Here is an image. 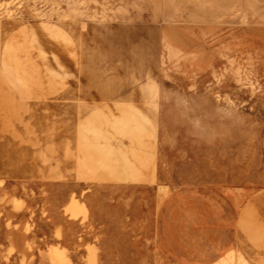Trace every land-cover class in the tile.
<instances>
[{
	"label": "rangeland",
	"instance_id": "1",
	"mask_svg": "<svg viewBox=\"0 0 264 264\" xmlns=\"http://www.w3.org/2000/svg\"><path fill=\"white\" fill-rule=\"evenodd\" d=\"M221 263L264 264V0H0V264Z\"/></svg>",
	"mask_w": 264,
	"mask_h": 264
},
{
	"label": "bare ground",
	"instance_id": "2",
	"mask_svg": "<svg viewBox=\"0 0 264 264\" xmlns=\"http://www.w3.org/2000/svg\"><path fill=\"white\" fill-rule=\"evenodd\" d=\"M240 256V255H239ZM229 258V257H228ZM226 262L228 263V260H226ZM222 264V263H221Z\"/></svg>",
	"mask_w": 264,
	"mask_h": 264
}]
</instances>
